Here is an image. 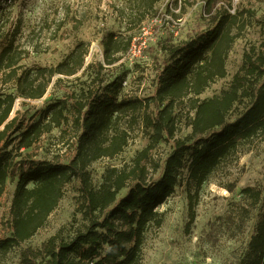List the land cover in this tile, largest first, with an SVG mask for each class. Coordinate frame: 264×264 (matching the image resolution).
Returning a JSON list of instances; mask_svg holds the SVG:
<instances>
[{"label":"trees","instance_id":"obj_1","mask_svg":"<svg viewBox=\"0 0 264 264\" xmlns=\"http://www.w3.org/2000/svg\"><path fill=\"white\" fill-rule=\"evenodd\" d=\"M135 1L138 16L134 24L127 21L129 29L141 25L160 0ZM217 1L207 0L211 8ZM223 1L231 6L233 0ZM121 12L124 15V10ZM5 21L0 16V31L5 30L0 83L12 86L0 88V199L22 150L32 148L45 133L57 127H62L63 138L66 137L69 130L64 125L70 118L76 141L68 162L34 160L22 171L12 199L11 234L0 238L1 253L31 239L44 227L63 199L66 186L77 180L84 227L69 238L63 237L61 231L50 236L37 252L27 256V264H142L145 233L150 225L163 224L164 217L158 208L175 192L186 156L190 157V178L200 187L223 161L238 151L242 142L264 140V51L253 46L245 53L243 66L227 90L221 95L200 98L212 82L226 76L229 51L244 26L239 27L238 14L229 9L217 12L213 24L190 39L162 46L165 54L157 72V86L148 99L122 94L125 75L93 87L95 77L85 83L87 87L67 89L65 97L49 103L42 117L31 123H25L19 115L12 116L18 97L41 98L55 76H74L92 66L102 70L105 65L86 64L90 44L80 41L55 66L24 67L20 61L27 51L16 45L19 29L10 33ZM236 26L238 31L234 32ZM132 38V34L124 32L105 35V63L118 62L120 55L131 47ZM186 97L195 110L192 132L185 138H176L175 108ZM242 98H249L250 103L232 117ZM151 104L156 106L154 112H149ZM126 115L150 130V142L132 165L110 168L97 188L87 168L102 157L116 156L128 145L130 131L121 125ZM164 139L173 142L172 150L164 159L161 172L154 177L143 161ZM30 183L34 185L30 187ZM127 187V193L120 196ZM242 191L247 203L227 212V224L234 225L235 232L243 233L252 211L261 205L255 232L240 264H264V189L249 185ZM189 199L192 223L197 200L193 194Z\"/></svg>","mask_w":264,"mask_h":264},{"label":"rangeland","instance_id":"obj_2","mask_svg":"<svg viewBox=\"0 0 264 264\" xmlns=\"http://www.w3.org/2000/svg\"><path fill=\"white\" fill-rule=\"evenodd\" d=\"M213 5L211 8L207 0H160L141 25L135 24L129 29L127 21L134 24L133 20L138 16L135 0H0V16L3 21L6 19V30L12 33L19 29L16 45L27 51L20 61L24 67L55 66L80 41L90 44L86 64L101 62L105 65L102 70L92 66L74 76H55L43 97H18L12 116L19 115L25 123L36 121L42 117L49 103L65 97L67 89L87 87L85 83H90L95 77L97 81L92 83L93 87L106 85L125 75L122 94L148 99L157 86V72L165 54L162 46L190 39L197 32L209 28L217 12L229 9L231 13L238 14L239 27L244 26L229 51L226 76L212 82L200 98L221 95L243 66L245 53L253 46L257 51H264V0H233L231 6L218 0ZM123 10L124 15L121 14ZM4 31H0V52L5 43ZM236 31L238 26L234 28ZM110 32L133 35L129 52L120 55L119 61L113 65L105 63L103 48L104 36ZM11 86L12 83H0V88ZM249 103V98H242L231 116ZM155 108L151 104L149 112H154ZM194 114L187 97L177 102L176 138L191 134ZM72 123L70 118V122L64 125L69 130L66 137L63 138L62 127L54 128L32 148L22 150V155L16 157L0 199V238L11 234L12 199L22 171L28 169L34 160L68 162L71 158L73 141H76ZM121 125L128 128L131 135L125 149L116 156L102 157L87 168L97 188L110 168L132 165L137 154L150 142V130L139 122H133L129 115ZM172 146V141L164 139L151 149L148 160L143 163L152 176L159 175ZM189 165L190 157L187 155L175 192L158 208L164 217L163 224H152L145 233L142 264H240L255 232L261 205L252 211L243 233L235 232L234 225L227 224L226 214L231 208L247 203L242 191L246 186L264 189V140L242 142L238 151L223 161L200 187L190 178ZM33 185L29 184L30 187ZM127 190L128 187L124 188L120 196ZM190 194L197 200L196 218L192 223ZM80 203L79 183L74 180L66 186L63 199L46 225L9 252H0V264H27V256L32 251L37 252L50 236L61 231L63 237L69 238L83 228L86 221L80 211Z\"/></svg>","mask_w":264,"mask_h":264},{"label":"built area","instance_id":"obj_3","mask_svg":"<svg viewBox=\"0 0 264 264\" xmlns=\"http://www.w3.org/2000/svg\"><path fill=\"white\" fill-rule=\"evenodd\" d=\"M129 52V51H128Z\"/></svg>","mask_w":264,"mask_h":264}]
</instances>
